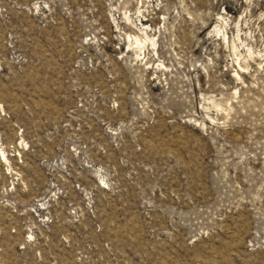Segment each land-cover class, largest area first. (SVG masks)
I'll list each match as a JSON object with an SVG mask.
<instances>
[{
	"label": "rangeland",
	"instance_id": "1",
	"mask_svg": "<svg viewBox=\"0 0 264 264\" xmlns=\"http://www.w3.org/2000/svg\"><path fill=\"white\" fill-rule=\"evenodd\" d=\"M0 264H264V0H0Z\"/></svg>",
	"mask_w": 264,
	"mask_h": 264
},
{
	"label": "bare ground",
	"instance_id": "2",
	"mask_svg": "<svg viewBox=\"0 0 264 264\" xmlns=\"http://www.w3.org/2000/svg\"><path fill=\"white\" fill-rule=\"evenodd\" d=\"M135 42H136V44H138V43H139V41H138L137 39H135Z\"/></svg>",
	"mask_w": 264,
	"mask_h": 264
}]
</instances>
